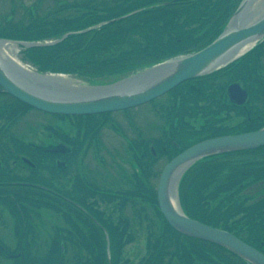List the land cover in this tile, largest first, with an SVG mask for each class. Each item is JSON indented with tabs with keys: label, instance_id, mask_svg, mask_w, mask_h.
Returning <instances> with one entry per match:
<instances>
[{
	"label": "flooded vegetation",
	"instance_id": "af4514ba",
	"mask_svg": "<svg viewBox=\"0 0 264 264\" xmlns=\"http://www.w3.org/2000/svg\"><path fill=\"white\" fill-rule=\"evenodd\" d=\"M83 1L30 0L27 4L24 0H17L14 7L22 10V16L29 20H39L41 24L51 20L58 24L68 12L81 9ZM44 10L48 12L40 15ZM252 58H259L264 65V44L234 69L186 81L155 99L127 109L126 114L112 111L110 114L77 117L41 112L47 121L40 129V136L37 123L33 122L28 127L29 132L13 131L16 121L30 109L20 110L18 117L10 123L0 118V126L4 127L0 129V145L11 146L14 151V157L8 159L12 173L7 177L11 178V183L40 187L52 195L81 196V204L86 205V199V203L93 206L90 217L95 219L98 214L103 223L106 221L103 216L116 220L119 213L117 198L149 195V191L142 190L143 184L157 181L159 167L161 170L182 148L234 130L254 129L258 121L252 119L264 118V77H254L244 71L245 64ZM138 107H143L146 113L143 110L140 116L136 115ZM246 121L249 122L247 125ZM32 125L35 129L31 128ZM6 132L14 134L16 140L5 141ZM71 155L73 159L69 165ZM80 157L81 165L77 166ZM209 163L211 167L228 164L225 174L221 175L222 185L211 189V223L214 225L215 212L221 207L216 226L231 232L264 255V147L228 153ZM46 164L50 168L45 174ZM215 168L209 171L210 180L215 175ZM5 176L0 173L3 179ZM41 178L46 179L44 184L38 181ZM17 190L21 194H33L30 189ZM219 190L224 191L221 203L215 198ZM5 195L6 188H3L0 196ZM0 203L1 219L4 209L11 211L13 207L1 198ZM126 210L132 219L134 211L130 204L123 208L124 212ZM38 212L34 207L29 218L14 219L11 226L0 220V264H38V247L46 244L48 246L43 248L48 252L54 239V226L37 223L35 214ZM60 243L65 241L60 240ZM216 255L223 256L224 264H246L226 249L221 255L212 252L207 259L209 264H216ZM163 256L179 257L180 261L164 264H196V256L191 253ZM182 259L188 261L184 263Z\"/></svg>",
	"mask_w": 264,
	"mask_h": 264
},
{
	"label": "trees",
	"instance_id": "16d2710c",
	"mask_svg": "<svg viewBox=\"0 0 264 264\" xmlns=\"http://www.w3.org/2000/svg\"><path fill=\"white\" fill-rule=\"evenodd\" d=\"M80 9L55 23L51 20L40 23L29 20L27 28H17L13 24L7 33L0 30V36L9 38L39 39L55 34L71 31L63 40L46 46L30 47L24 57L34 63L41 71L77 73L85 77L119 74L147 65L161 58L177 53L194 51L202 48L213 40L223 29L228 17L235 8V0H84ZM167 2V3H166ZM231 4L234 7H231ZM71 6V5H70ZM143 10L118 20L103 23L99 28L83 32H74L98 22L109 20L126 13L136 7ZM50 29L57 31L49 32ZM262 55V52H260ZM246 58L233 63V69ZM245 73L254 77H264L259 58H252L245 64ZM227 69L231 70V66ZM264 79V78H263ZM22 109H19V105ZM25 104L0 94V118L10 123L20 110L25 111ZM29 106H27L28 108ZM255 129L264 124L263 117H256ZM249 122L246 121V125ZM4 127L0 126V129ZM57 131V128L54 127ZM247 127L245 130H248ZM243 130H234L240 132ZM16 140L14 134L5 133L3 139ZM7 141V140H6ZM14 157L11 146L0 145V190L6 188V195L0 196L8 206L16 209L17 219L26 204L35 205L38 211L52 210L63 226H54V239L45 257H38L42 264H122L121 258L125 245L132 242L138 235L143 236L145 250L143 256L129 260L127 264H161L166 262L164 254H194L196 264H209V255L222 250H215L207 243L187 241L185 236L174 230L161 215L152 183H144L143 189L149 191L146 196H124L117 198L116 220L103 216L101 222L97 214L95 219L89 216L92 205L81 204V196H56L47 193L40 187L11 183L12 172L8 159ZM44 164V163H43ZM203 161L192 168L181 182L183 207L193 217L211 223L209 206L211 189L222 185L221 175L225 174L227 163H219L211 167ZM216 167V168H215ZM197 173L196 172V169ZM215 168L214 177L210 180L209 171ZM59 170V169H58ZM43 178V177H42ZM38 179L40 183L43 180ZM44 184V183H43ZM17 189H30L33 194H21ZM37 190V191H36ZM192 190L195 192L192 195ZM223 190L215 196L223 201ZM130 204L134 211L133 218L126 216L123 208ZM220 205V204H219ZM221 207L215 212L216 220ZM155 227V228H154ZM109 236L110 256L107 253ZM60 240H64L61 251ZM69 247L75 257L69 255ZM121 251V252H120ZM215 251V252H214ZM214 255V254H213ZM179 257H170L173 262ZM128 260V258H125ZM216 264H224L223 256H215ZM56 261V262H55ZM77 261V262H76ZM188 261V260H187ZM182 259V262H187Z\"/></svg>",
	"mask_w": 264,
	"mask_h": 264
},
{
	"label": "water",
	"instance_id": "95a60500",
	"mask_svg": "<svg viewBox=\"0 0 264 264\" xmlns=\"http://www.w3.org/2000/svg\"><path fill=\"white\" fill-rule=\"evenodd\" d=\"M251 2L252 0L248 3L242 0L222 33L200 50L163 60L141 72L120 78L111 85H104L96 90L81 86L55 87L53 80L44 78L50 74L34 72L31 75L28 68L17 64L12 59L2 60L0 55V92L8 93L37 109L61 114L94 113L143 103L184 80L235 60L246 51L223 63L227 56H231L233 49L240 48L245 41L262 39L264 12L255 20L249 19L246 16V9ZM238 14L241 16L240 21L227 30L233 17ZM232 88L233 85L230 86V90ZM262 144H264V127L252 132L209 138L173 157L164 166L157 187L158 205L167 222L184 235L215 242L252 264H264V255L235 235L186 215L178 201L175 203L173 199L171 200L169 193L172 175L181 164L189 162L188 166H190L202 156L228 150L253 148Z\"/></svg>",
	"mask_w": 264,
	"mask_h": 264
},
{
	"label": "rangeland",
	"instance_id": "374dc122",
	"mask_svg": "<svg viewBox=\"0 0 264 264\" xmlns=\"http://www.w3.org/2000/svg\"><path fill=\"white\" fill-rule=\"evenodd\" d=\"M17 0H0V30L1 31H8L10 30V28L12 27V25L15 23V24H24V25H27L29 19L26 17V16H22V10H16V8L14 7L15 3H16ZM25 2H27L28 4V1L30 0H24ZM79 1V0H77ZM237 0H235V4H236ZM30 3V2H29ZM234 4V5H235ZM234 5L231 4V7L233 8ZM53 8V5L51 7V9ZM10 12L12 15H10ZM43 12H48V10H44V11H40V15L43 14ZM72 12V11H70ZM70 12H68L70 14ZM264 12V0H252V2L250 3V5L247 7L246 9V16L251 19V20H255L257 19L262 13ZM14 13V14H13ZM9 14V15H8ZM8 16L9 18L12 17V20L10 21H7V17ZM6 25V26H5ZM14 47H16L17 49L20 48V45L19 43H13ZM14 58L18 61H20V53H19V50L18 52L14 55ZM262 70H264V65L262 66ZM69 76V75H67ZM72 78H74L76 80V83H79L81 84V78H78L77 76L73 75L71 76ZM138 109L137 111H135L136 115H141V112L144 110L143 107H138L136 108ZM135 109V110H136ZM143 113H146L145 110ZM134 115V113H132ZM44 115L39 111H34V110H29L28 112L25 113V115H23L20 120L16 121V125L14 126V129L13 131L15 132H29V125L30 124H33V123H37L36 127H37V134L40 136V129L42 127V125L45 124V121L46 120V117H44ZM140 119L142 117H139ZM44 121V122H43ZM33 122V123H31ZM33 129H35L32 125ZM8 141L9 138L5 139V141ZM2 141V140H1ZM73 159V156L71 155L69 157V165L71 163ZM87 162V165L91 167V164L89 162V160L86 161ZM77 163V162H76ZM76 163L72 166L71 170L72 172L75 171V165ZM79 163L81 165V157L79 158V161L77 163V166H79ZM53 165V164H52ZM45 167V170H44V173L46 174L50 168V165L49 164H46ZM163 167V166H162ZM163 168H161L160 170V167L159 169L156 171L157 174H160L161 171H162ZM46 179L44 178L43 181H45ZM156 180V179H155ZM155 180H151L152 182V186H155L156 184V181ZM175 193L177 194V188H175ZM179 193L181 194V192L179 191ZM195 192H193L192 190V195H194ZM0 206H1V203H0ZM34 207L35 205H30V204H26L24 206V209L21 210V212L19 213L20 216H23L25 218H29V214L31 213V211L34 210ZM2 208H0L1 210ZM5 212H3L2 214V218L0 220H4L5 223L8 225V226H11V222H12V225L14 223V219L15 220H18L16 219L17 218V214H16V210L15 208H11V211L10 209L8 208H5L4 209ZM33 213H31L32 215ZM52 214H54V217L52 216ZM129 214V211L126 210L125 211V215L126 216H130ZM30 215V216H31ZM12 216H16V217H12ZM35 216L37 217V223H42L44 226L47 225V223L51 224L52 226H55V225H58V226H63V221H61L60 219L57 218L56 214L54 211L48 209V210H41L39 211L38 213L35 214ZM155 228V227H154ZM42 232V231H41ZM45 235V234H44ZM138 237V239H135L133 240L132 242L128 243L127 245H125L124 247V250H123V253H122V256L121 258L124 259V260H121L122 264H127V262L129 260L131 261H134L136 262L135 259H138L140 258L141 256H143L146 247H145V243H144V239H143V236H140L138 234H136ZM40 245V244H39ZM38 245V246H39ZM47 247L46 244L45 245H40L38 247V257H45L44 255L46 254V250L45 248L43 247ZM64 249V248H63ZM121 252V251H120ZM68 253L69 255H67V257L70 258H74L75 257V254H74V251L69 247V250H68ZM125 258H128V260H125ZM166 262H170L171 259L170 257L168 258H164ZM56 262V261H55ZM77 262V261H76ZM38 264H42L41 260H39L38 258ZM53 264H59V263H53ZM130 264V262L128 263ZM131 264H135V263H131Z\"/></svg>",
	"mask_w": 264,
	"mask_h": 264
},
{
	"label": "bare ground",
	"instance_id": "6f19581e",
	"mask_svg": "<svg viewBox=\"0 0 264 264\" xmlns=\"http://www.w3.org/2000/svg\"><path fill=\"white\" fill-rule=\"evenodd\" d=\"M241 0H237L236 4L239 3ZM251 0H246V2H250ZM143 10L142 9V6L141 7H136V8H133L131 10H127L126 13H124L125 15H131V14H134L136 12H139ZM240 15H235L233 17V19L231 20V23L229 25V27L227 28V30L231 29L232 27H234L239 21H240ZM21 26H24V24H20ZM56 31V30H54ZM57 37H58V40L61 41L64 39V35L63 33H59V34H55ZM258 38H255V39H252L250 41H245L244 43H242L240 45V48H236V49H233V51L231 52V56H227L223 61V63H225L227 60L233 58V57H236L238 55H240L241 53H243L244 51H246L247 49L251 48V46L254 45V43L257 41ZM13 42L14 41H7V40H0V55H1V59H12L13 56L17 53V48L14 47L13 45ZM33 66H34V69H36V65L33 63ZM32 69V68H29V71L30 74H34L35 70ZM43 74L46 75L48 74L47 71H43ZM44 78L46 79H50V80H53L54 83V86L55 87H59V88H74V87H79L81 86L79 83H76V80L70 76H60V75H52L50 74V76H45ZM100 83L102 85H107L111 80H113V77L112 76H106L105 78H100ZM98 89V88H97ZM128 109V107H125V108H121L120 109H114V110H105L102 112V114H110L112 111H122L121 114L125 113L126 114V110ZM120 114V115H121ZM75 116L77 117H81L82 114H74ZM53 116H56L53 115ZM54 124H56V122H54ZM65 136L67 138H69V136L67 134H65ZM189 162L187 163H183L181 164L176 170L175 172L173 173L172 175V178H171V181H170V187H169V193L171 195V200L174 201V188L176 186V183H177V180L181 174V172L188 166ZM173 196V198H172ZM185 239L187 241H190V242H194V243H207L209 246L213 247L215 250H225L224 246H217L215 245L214 243L215 242H212V241H209V240H205V239H200V238H194V237H191V236H187L185 235ZM227 250V249H226ZM230 251V250H228ZM222 253V252H221ZM222 256V255H221ZM165 262L161 263V264H164Z\"/></svg>",
	"mask_w": 264,
	"mask_h": 264
}]
</instances>
